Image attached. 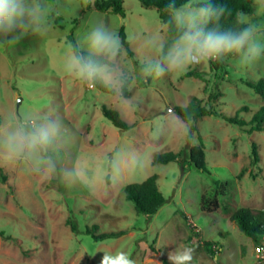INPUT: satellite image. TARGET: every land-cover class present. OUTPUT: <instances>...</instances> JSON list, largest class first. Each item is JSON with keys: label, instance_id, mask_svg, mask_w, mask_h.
<instances>
[{"label": "rangeland", "instance_id": "1", "mask_svg": "<svg viewBox=\"0 0 264 264\" xmlns=\"http://www.w3.org/2000/svg\"><path fill=\"white\" fill-rule=\"evenodd\" d=\"M206 1L193 0L183 9ZM36 2L43 6L40 31L29 29L17 45L0 44V139L7 130L58 120L60 135L48 152L56 168L50 180H42L28 162L6 161L0 148V167L9 177L8 184L0 181V232L12 237L0 236V264H100L105 255L121 253L136 264H171L169 253L185 246L194 249L191 264H261L259 245L231 217L241 208L264 213V132L250 134L251 125L214 117L186 123L174 109L198 97L206 106L250 122L264 107V97L243 81L264 78V53L253 62L243 60V53L233 54L217 72L209 61L157 78L143 70L160 60L170 38L156 9L124 0L123 17L99 12L95 0ZM254 2V13L247 16L262 29L258 38L264 42V14L257 13ZM99 25L118 35L124 27L135 53L130 57L122 45L113 61L122 81L118 96L90 88L65 71L74 54L71 34L80 51L88 52L86 37ZM127 82L128 98L122 95ZM214 94L220 95L215 102ZM104 106L118 110L132 127L116 128ZM254 144L257 165L251 164ZM183 149L198 151L206 169L183 173L176 162L153 163L157 154ZM153 175L159 176L168 203L149 220L125 191ZM94 225L97 234L127 233L96 242L86 233Z\"/></svg>", "mask_w": 264, "mask_h": 264}, {"label": "clouds", "instance_id": "2", "mask_svg": "<svg viewBox=\"0 0 264 264\" xmlns=\"http://www.w3.org/2000/svg\"><path fill=\"white\" fill-rule=\"evenodd\" d=\"M257 13L264 8V0H257ZM43 6L36 0H0V44L13 46L19 44L27 31H40ZM171 9L173 19L182 34L173 42L162 59L148 64L143 70L155 77H164L169 73L186 71L190 66L209 61H223L225 58L243 53L242 59L256 61L264 53V42L258 38L262 31L242 11L236 13L237 24L247 25L239 30L222 28L220 18L230 10L226 5L205 3L194 10L185 11L183 5H166ZM212 24L213 27H209ZM88 55L72 54L65 71L74 79L95 87L100 81L119 91L122 83L116 70L110 66L121 50L122 42L118 34L110 32L105 26H96L86 37ZM106 61V62H105ZM169 113L173 109L167 110ZM61 123L56 119H44L39 123L7 130L0 139L6 161L28 162L32 172L42 180H50L56 165L49 150L57 140ZM72 177L74 173H65ZM194 249L185 246L168 255L171 264H191ZM100 264H136L126 254L118 257L105 255ZM152 264H159L153 260Z\"/></svg>", "mask_w": 264, "mask_h": 264}, {"label": "trees", "instance_id": "3", "mask_svg": "<svg viewBox=\"0 0 264 264\" xmlns=\"http://www.w3.org/2000/svg\"><path fill=\"white\" fill-rule=\"evenodd\" d=\"M141 4L148 9H156L160 14V18L164 24L168 26L169 40L165 43L162 48L159 59L161 60L163 55H165L168 49L171 47L173 42L182 34L183 29L178 27L173 19V13L171 9L166 8V5L175 4L177 7L183 5V7L193 0H139ZM205 3H212L215 5L224 4L230 10V14L225 12V14L220 18L219 24L222 28H231L233 30H239L247 25L237 24L236 22V13L242 11L247 15H252L254 13L255 2L254 0H209L206 2L193 3V6L199 7ZM94 7L101 13L114 14L119 16H125L124 9V0H95ZM91 5L88 6V9H91ZM209 27H213L212 24H209ZM119 37L121 39L122 45L125 47L127 54L130 57H134L135 53L132 50L128 37L125 31V28L122 27L119 32ZM71 41L72 48L74 53H82L88 55V52L80 51L78 44L72 33L69 37ZM106 62V61H105ZM110 66L115 68V63L110 62ZM224 69V60L223 61H212L211 70L212 71H221ZM197 78H201L206 82H209L205 76L202 74H195ZM248 87L253 89L258 95L264 97V78L255 82V81H243ZM128 82L122 87V95L126 98L130 97L131 93L128 90ZM95 88L100 90L105 94L112 96H118L119 93L116 89L110 88L103 84L100 81L95 82ZM219 94L212 95V101H217ZM175 112L177 115L186 123L194 124L199 120L206 117L221 118L226 122L244 127L251 125V128L247 130L248 133L254 132H264V107H262L258 112H256L251 121L247 122L244 119H241L239 115L235 117L227 116L226 114L220 112L215 106H206L204 101L198 97H193L192 100L186 106H177L175 107ZM247 110V109H243ZM103 112L105 117L119 130L127 131L132 126L127 123L116 109H109L106 106L103 107ZM253 150V160L252 165H257L259 163V153L257 147L254 144ZM198 151H187L185 149L180 152H167L164 154H157L154 157V164H168L171 162H176L182 168L183 173H186L192 167L197 169H206L204 164L198 162L199 156ZM208 171V170H206ZM245 172V169L241 172L240 176ZM9 177L5 173L4 169L0 167V181L3 184H8ZM159 176L153 175L142 183L130 184L126 187V196L127 199L135 204L136 210L139 214H143L148 217L150 220L154 215H156L163 206L168 203L167 198L161 192L158 185ZM10 186V185H9ZM216 188H221L222 185L219 181L215 182ZM227 187V185H225ZM225 193V192H224ZM201 207H205V196L202 197ZM213 207L218 209L220 207L219 203L215 201ZM182 217L188 221V217L184 212H181ZM239 228L257 244L261 245L264 240V213L258 212L254 213L251 209L241 208L233 213L231 217ZM73 230L76 231L77 227L72 226ZM99 227L94 225L92 229H87L86 233L91 235L96 242H101L110 238H118L127 233V231H118V232H105L97 234ZM191 231H194V227H190ZM194 233V232H193ZM0 236L6 239H12V237H6L4 232H0ZM211 246V243H207ZM165 263H167L165 261Z\"/></svg>", "mask_w": 264, "mask_h": 264}, {"label": "built area", "instance_id": "4", "mask_svg": "<svg viewBox=\"0 0 264 264\" xmlns=\"http://www.w3.org/2000/svg\"><path fill=\"white\" fill-rule=\"evenodd\" d=\"M259 257L261 258V264H264V246L259 245L256 249Z\"/></svg>", "mask_w": 264, "mask_h": 264}]
</instances>
